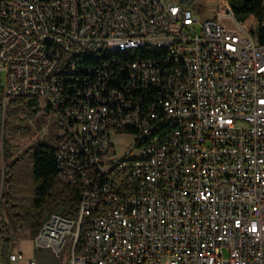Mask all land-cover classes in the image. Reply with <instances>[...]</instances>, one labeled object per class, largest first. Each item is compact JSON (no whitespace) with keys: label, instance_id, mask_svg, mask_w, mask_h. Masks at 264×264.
<instances>
[{"label":"built area","instance_id":"built-area-1","mask_svg":"<svg viewBox=\"0 0 264 264\" xmlns=\"http://www.w3.org/2000/svg\"><path fill=\"white\" fill-rule=\"evenodd\" d=\"M183 1H0L2 117L11 99L42 100L56 179L81 189L76 218L50 214L36 249L68 246V264H264V49L231 9L199 20ZM120 44L136 55L81 63ZM157 44L168 55L139 54ZM111 133L133 138L121 156Z\"/></svg>","mask_w":264,"mask_h":264},{"label":"trees","instance_id":"trees-1","mask_svg":"<svg viewBox=\"0 0 264 264\" xmlns=\"http://www.w3.org/2000/svg\"><path fill=\"white\" fill-rule=\"evenodd\" d=\"M233 1L235 5L231 10L236 20L256 35L258 43L264 46V32L259 27L264 0ZM183 2L189 7L191 0ZM126 52L127 55L137 53ZM126 52L116 56H126ZM139 54L154 56L145 50L139 51ZM36 107L37 102L33 99H11L6 104L3 117L0 107V159L4 164L0 206H8L15 226L27 229L32 237L52 213L76 218L81 190L78 185H66L57 181L55 146L36 143L21 153L14 154L15 147L10 141L16 135L27 136L30 133L27 122L33 118ZM81 237L82 232L77 251L81 249ZM0 259L2 264L9 262V253L4 247Z\"/></svg>","mask_w":264,"mask_h":264},{"label":"rangeland","instance_id":"rangeland-1","mask_svg":"<svg viewBox=\"0 0 264 264\" xmlns=\"http://www.w3.org/2000/svg\"><path fill=\"white\" fill-rule=\"evenodd\" d=\"M233 5H235L233 0H191L189 8L199 20H204L214 16L213 12L223 14L225 8L231 9ZM36 108V113L33 115V118L27 122L30 133L27 136L16 135L10 141L11 145L15 147V155L36 143H44L51 146H55L56 144L55 116L48 111L42 100L37 101ZM110 138L112 148L117 156H121L133 142V138L126 134L116 137L111 133ZM3 168L4 164L0 159V187ZM1 222H4L5 228L4 231H0V239L3 240V237L6 236L5 238L9 240V250L14 254L20 253L23 256V260L17 261V263L28 264L27 260L29 258L36 260V255L39 252L34 247L32 236L27 229H19L14 226L9 207L3 204L0 206V228L2 227ZM1 240L0 248L2 245ZM68 249V246H66L58 259L54 258L49 250L45 251L47 258L45 260L46 262L42 264H68ZM36 262L40 264L39 260Z\"/></svg>","mask_w":264,"mask_h":264},{"label":"bare ground","instance_id":"bare-ground-1","mask_svg":"<svg viewBox=\"0 0 264 264\" xmlns=\"http://www.w3.org/2000/svg\"><path fill=\"white\" fill-rule=\"evenodd\" d=\"M6 4H14L15 0H7ZM42 48L44 49H57V41L53 37H46L42 41ZM261 49L264 46L261 45ZM145 50L149 53H153L154 56L168 55V47L164 44L150 45V47H139V51ZM126 51H137V45L120 44L108 46L103 52H84L81 54V63H99L107 62L111 57H117L116 55ZM59 56L68 57V47H59ZM172 63L179 64L181 73L190 74L189 63L186 62L185 56H172ZM174 129L173 121H164L153 128V137H162L165 132H170ZM57 172H59V165H56ZM150 185V173H143L141 175V187H149Z\"/></svg>","mask_w":264,"mask_h":264},{"label":"crops","instance_id":"crops-1","mask_svg":"<svg viewBox=\"0 0 264 264\" xmlns=\"http://www.w3.org/2000/svg\"><path fill=\"white\" fill-rule=\"evenodd\" d=\"M13 224H14V222H13ZM1 228H0V231H4V228H5V224H4V222H1ZM14 226H15V224H14ZM16 227V226H15ZM17 228V227H16ZM29 232V231H28ZM1 234V233H0ZM30 234V233H29ZM1 237V236H0ZM6 237V236H5ZM5 237H3V240H1L2 241V245H1V248H0V253H1V250H2V248L4 247L5 249H7L8 250V253H9V255H12V254H14L13 252H11L10 250H9V248H8V242H9V240L7 239V238H5ZM36 251H38L39 253L36 255V260H32V259H28L27 260V263H29V261H33L35 264H37V262L36 261H38L39 260V262H40V264H42V263H44V262H46L45 260H46V258H47V256H46V252L45 251H48V250H46V249H40V250H36ZM20 254V253H19ZM23 260V259H22ZM22 260H20V261H22ZM0 264H2L1 263V259H0ZM8 264H21V262L19 263H17V261H15V262H8Z\"/></svg>","mask_w":264,"mask_h":264}]
</instances>
